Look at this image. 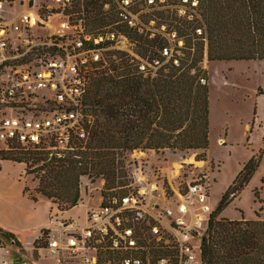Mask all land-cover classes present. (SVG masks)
<instances>
[{"label": "built area", "instance_id": "built-area-1", "mask_svg": "<svg viewBox=\"0 0 264 264\" xmlns=\"http://www.w3.org/2000/svg\"><path fill=\"white\" fill-rule=\"evenodd\" d=\"M87 1L17 0L24 24L14 36L0 10V152L14 144L48 156L74 150L88 134L92 80L111 61L123 58L150 76L166 66L193 73L200 44L207 60L199 0H96L110 17L100 24ZM142 41L150 44L144 54ZM209 186L199 175L168 195L157 179L111 188L82 220L48 219L28 252L0 233V264H204Z\"/></svg>", "mask_w": 264, "mask_h": 264}, {"label": "trees", "instance_id": "trees-1", "mask_svg": "<svg viewBox=\"0 0 264 264\" xmlns=\"http://www.w3.org/2000/svg\"><path fill=\"white\" fill-rule=\"evenodd\" d=\"M206 23L207 60H264V0H199ZM95 23L108 22L96 0L86 2ZM86 8V7H85ZM142 53L150 44L141 42ZM203 44L189 68L166 66L155 76L144 75L135 63L123 58L110 62L92 80L86 112L91 115L88 134L74 150L48 156L43 149H24L18 144L0 152V159L34 166L38 180L35 191L47 199H58L69 209L79 200L78 179H104L101 193L126 184V154L154 149H206L209 103L205 70L199 65ZM256 162L250 159L211 209L200 242L204 264H264V218L220 217L231 190L248 179ZM25 171L28 170L25 168ZM24 193L27 188H23ZM28 196L36 200L35 196ZM0 233L17 243L13 234Z\"/></svg>", "mask_w": 264, "mask_h": 264}, {"label": "rangeland", "instance_id": "rangeland-1", "mask_svg": "<svg viewBox=\"0 0 264 264\" xmlns=\"http://www.w3.org/2000/svg\"><path fill=\"white\" fill-rule=\"evenodd\" d=\"M7 1L9 3H7ZM0 10L7 22L8 33L14 36L23 29L24 18L18 14L21 8L17 0H0ZM34 16H31V21ZM199 65L205 70L208 86L209 128L206 149H145L126 154V184L144 186L154 180L162 181L168 195L177 186L183 187L191 178L206 175L209 182L208 202L214 208L221 195L243 170L250 159L256 162L247 181L236 191L231 190L228 202L220 217L230 219L264 218V60H205ZM71 75V72H67ZM91 121V120H90ZM90 123V122H89ZM89 125V124H88ZM18 169L20 165H15ZM34 166L25 167L28 185L34 180V187H28L27 195L42 196L35 191L38 180ZM11 173V172H10ZM104 179H78L79 200L69 209L60 210L58 199L42 201L43 209L49 211L48 219L72 217L82 220L87 206L94 205L101 194ZM159 183H157L158 185ZM125 185V184H124ZM159 190L153 195L162 199ZM44 212V211H42ZM41 229L49 224L41 219ZM36 236L27 232L20 236L23 248L28 252Z\"/></svg>", "mask_w": 264, "mask_h": 264}, {"label": "crops", "instance_id": "crops-1", "mask_svg": "<svg viewBox=\"0 0 264 264\" xmlns=\"http://www.w3.org/2000/svg\"><path fill=\"white\" fill-rule=\"evenodd\" d=\"M24 172L23 162L0 159V229L12 233L18 244H22L19 237L27 232H32L36 237L39 235L41 219L48 222L49 211L43 209L42 201L48 203L50 208V202L43 196L33 200L24 193L26 185L31 188L35 185L34 180L28 185Z\"/></svg>", "mask_w": 264, "mask_h": 264}]
</instances>
